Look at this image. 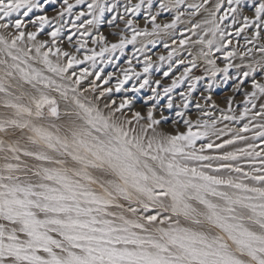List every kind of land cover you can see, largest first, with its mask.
I'll use <instances>...</instances> for the list:
<instances>
[{"label": "snow or ice", "instance_id": "6c2138e0", "mask_svg": "<svg viewBox=\"0 0 264 264\" xmlns=\"http://www.w3.org/2000/svg\"><path fill=\"white\" fill-rule=\"evenodd\" d=\"M56 2L0 0V264H264V43L255 47L264 41V0H216L205 9L208 18L185 29L198 38L180 39L158 57L168 62V77L175 64H185L179 58L185 46H199L163 97L153 86L161 81L148 76L150 56L138 60L141 72L124 69L112 87V73L90 69L127 45L144 53L160 42L148 37L168 36L181 17L210 0L189 3L185 12L179 10L185 0H160L158 7L126 0L122 13L113 0H91L80 12L73 9L85 0H63L50 17L45 5ZM142 9L151 31L133 26ZM169 10H175L171 22L156 24ZM105 13H114L110 26L119 19L131 34L121 31L111 44L92 35ZM30 14L34 19H25ZM28 24L35 30L27 31ZM229 29L237 37L251 32L245 41L259 57L248 48L239 55L250 62L233 64ZM197 61L207 77L200 97L206 103L197 100L192 118L189 100L205 78L190 75ZM133 77L138 86L126 88ZM229 80L234 92L250 83L244 107L237 114L233 98L225 97L227 108L214 115L211 90ZM185 82L175 115H165L159 102L166 98L162 108L172 110L171 93ZM145 88L152 95L144 105L155 103L133 110V97ZM113 91L133 96L117 102Z\"/></svg>", "mask_w": 264, "mask_h": 264}, {"label": "rangeland", "instance_id": "374dc122", "mask_svg": "<svg viewBox=\"0 0 264 264\" xmlns=\"http://www.w3.org/2000/svg\"><path fill=\"white\" fill-rule=\"evenodd\" d=\"M63 0H57V2L55 4H49V5H45V13L47 15H49L50 17L54 16L56 14V11H59L61 8V4H62ZM70 3L75 4V0H69ZM91 0H85V4L83 5H77L73 11L74 12H80L81 10L87 11L86 5L87 3H90ZM113 2H118L121 7L119 9V12H123V5L126 3V0H113ZM131 2L133 4L137 3L138 0H131ZM160 0H153V4L154 5H159ZM165 3L168 2V0H164ZM216 0H210L209 4H205L204 7L197 12L195 15L189 17L187 14H185L183 17H181V20L184 21L183 23H178L176 26L175 30H169V35L165 36L163 34H161L160 37H148L147 39H159V43H157L155 46L148 44L147 48L145 49L144 53H138L135 52L134 46L133 45H127L125 47V50L123 53H121L120 51H116L115 53L112 54V61L111 62H104V63H97V67L96 69H90L92 71H99L101 69H103L102 75L103 76H107L108 73H112V77L109 83V87L114 86L117 81L122 77V71L124 69H128L129 67H131L132 70L136 71V72H141L143 64L142 63H138L139 61H143L144 56H150L152 61H153V70H151L148 73L149 78L154 82L155 80H160L161 83L158 86V88L161 91V96L163 97V93H162V89L163 87H166L168 85L171 84L172 79L175 77H178L184 70L185 66L187 65V61L190 60L192 57L189 55V51H191L193 53V55H195L198 51H199V46H195L193 47V45L191 43L187 44L185 46V50L180 52L179 54V58L185 60V64L184 65H180V64H175L172 68V71L169 73L168 77L163 76V72L168 70V62H160L158 60V57L161 55L167 56L168 52L171 51L173 48H176L179 44V40L180 39H184L185 37H190L191 39H197L198 37L193 36L192 32L190 31H185V29H191L192 24L194 23H200L202 22L204 19L208 18V12L205 11V9H208L211 7V4L215 3ZM189 3H195V4H203V0H185L184 4L180 6V11L181 12H185L186 10V6ZM226 3V0H225ZM157 7H153L151 9V12L153 14H155L157 12ZM187 11H194L192 9H188ZM45 13H38V14H45ZM114 13H105V16L103 18L104 22L99 26L98 31H93L92 35H99V34H103L106 37V41L111 44V43H116L118 42L119 39V33L121 31L124 32L125 35H130V31L128 29H126L124 27V22L117 19L114 22V25L110 26L107 21L109 19H111V16ZM250 14V13H248ZM131 15V14H129ZM146 13L144 12V10L142 9L141 13H138L134 16H132V19L134 21V27L139 28L141 30L143 29H147L148 31L152 30V23L149 20L147 23H145V17H146ZM175 15V10H169V11H161L160 14L157 16V19L155 21L156 24H159L161 26H163L166 23H170L172 20V17ZM66 18H69L68 16H66ZM87 19H91V17H86ZM27 20L30 19H34V16L32 14H30V16L28 18H25ZM83 19V18H82ZM118 25V27L116 26ZM47 29V26H46ZM10 31H14L13 29H9ZM27 31H33L35 30L33 28V26L31 24H28L26 27ZM199 31V30H197ZM230 32H232V36L230 37L231 39V44L228 46L227 50L228 51H232L233 49L237 50V55L235 57V59L232 61L233 64H246L249 63L251 60V57H247L246 59H244L243 61L240 58L239 53L240 52H247L248 48H253V55L256 56L257 58L259 57V53L255 52V48L253 44H246L245 41V37H247L249 40L251 39V32H244L242 33L239 37L234 35V29H229ZM65 32L70 34L69 29H65ZM38 39H46V36H44L43 34H39L38 35ZM85 39H88V47L92 48L95 47L97 51H99V48L95 45L91 44V40L88 37H85ZM139 39H144L142 37H138ZM176 40V44H173L172 41ZM167 43L169 45V48L165 49L164 48V44ZM260 43H264V41H259L256 43L255 47H258ZM66 49H67V45H65ZM135 47H139V44H137ZM81 56L83 55V53L80 54ZM131 59V65H129L128 61L129 58ZM216 57H221L218 61H217V65L219 67H223L224 61L222 59V54L220 53H213V58L215 59ZM177 57H173V60H176ZM105 60H107V56L105 57ZM156 64L160 65V71H155V66ZM197 68L193 69L192 72L190 73V75L193 76H204L205 78L203 80H201L198 84L197 90H195L192 94V97L189 100V104H190V108L188 110H186L188 112V114L192 117L195 118V116L197 115V109L195 108V103L197 102V100H199V102L201 104L206 103L204 100H201V92L204 90L205 86H206V81H207V77L205 76L204 73V64L203 61H197ZM84 66H88V63H86L85 65H82L81 67ZM79 69H77L78 71ZM230 73L233 75V77L236 76V69L235 68H230L229 69ZM94 79V77H90L89 78ZM134 84H137V80L135 77L131 78L127 84L125 85L126 88L130 89L132 88V86ZM233 81L229 80L226 84H220L217 86H214L213 89L211 90V95L213 97V102H215L217 104V108L214 112V115H219L220 114V109H226L227 108V104L224 101L225 97H232L233 98V104L232 107L233 109L237 110V114L238 111L243 109L244 105H243V98H244V93L247 90H250V83L249 84H245L243 88H241L239 91L234 92L233 90ZM138 86V84H137ZM154 87H157V85H155V83H153ZM85 87H87V83H85ZM101 87H104V85L101 83ZM187 88V82H185L184 84L180 85L178 88L174 89L173 92L171 93L172 95V99L174 101V107L172 110H168V109H163L162 106L163 104H165L167 102L166 98H162L161 101L159 102V106L160 108L163 110L164 114L169 116V117H173L175 115V111L177 110L175 108V105H179L181 104V97H180V93L181 92H185ZM128 94V95H127ZM209 93H205V95H208ZM130 96L132 97L133 94L131 92H123L121 91L120 93H117L115 91H113L110 96L112 99H115L117 102H119V100L123 97V96ZM152 95L150 89L145 88V89H141L138 93L135 94L134 98V105H133V110H141L142 112L146 111V108L148 106L151 105V103H155V101L150 102L148 105H144V100L148 97ZM143 105V107H141ZM102 106V104H101ZM206 110H210V109H206ZM0 111H3V109H0ZM229 115H231V113H228ZM155 115L157 117H159L160 112L157 111L155 113ZM243 122H247V120L243 121ZM222 126V125H220ZM235 126H239V125H235ZM181 129H182V125H181ZM251 133H248L246 135H250Z\"/></svg>", "mask_w": 264, "mask_h": 264}, {"label": "bare ground", "instance_id": "6f19581e", "mask_svg": "<svg viewBox=\"0 0 264 264\" xmlns=\"http://www.w3.org/2000/svg\"><path fill=\"white\" fill-rule=\"evenodd\" d=\"M158 87V86H157ZM128 95V94H127Z\"/></svg>", "mask_w": 264, "mask_h": 264}]
</instances>
